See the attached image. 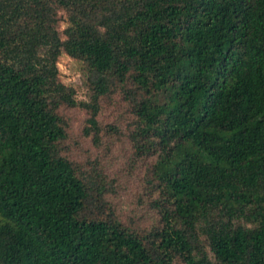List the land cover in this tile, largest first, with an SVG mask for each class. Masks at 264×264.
Returning <instances> with one entry per match:
<instances>
[{"label": "trees", "instance_id": "16d2710c", "mask_svg": "<svg viewBox=\"0 0 264 264\" xmlns=\"http://www.w3.org/2000/svg\"><path fill=\"white\" fill-rule=\"evenodd\" d=\"M114 95L149 229L119 220L98 161L65 154L61 110L99 148ZM177 263L264 264V0H0V264Z\"/></svg>", "mask_w": 264, "mask_h": 264}, {"label": "rangeland", "instance_id": "374dc122", "mask_svg": "<svg viewBox=\"0 0 264 264\" xmlns=\"http://www.w3.org/2000/svg\"><path fill=\"white\" fill-rule=\"evenodd\" d=\"M58 67L61 81L76 90L79 101H87L90 92L80 64L62 55ZM100 107L98 121L101 127L113 125L117 133H104L99 148L83 135L87 119L85 112L79 109L61 110L68 124L65 154L71 161L83 166L98 161L107 180L113 183V193L107 196V200L126 226L139 230L157 226L159 216L148 205L150 174L142 161H136L127 140L133 121L130 109L119 95L103 99Z\"/></svg>", "mask_w": 264, "mask_h": 264}]
</instances>
